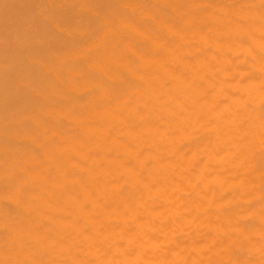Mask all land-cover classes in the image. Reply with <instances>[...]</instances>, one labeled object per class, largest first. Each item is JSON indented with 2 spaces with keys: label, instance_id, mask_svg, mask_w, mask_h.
Instances as JSON below:
<instances>
[{
  "label": "bare ground",
  "instance_id": "6f19581e",
  "mask_svg": "<svg viewBox=\"0 0 264 264\" xmlns=\"http://www.w3.org/2000/svg\"><path fill=\"white\" fill-rule=\"evenodd\" d=\"M0 264H264V0H0Z\"/></svg>",
  "mask_w": 264,
  "mask_h": 264
}]
</instances>
